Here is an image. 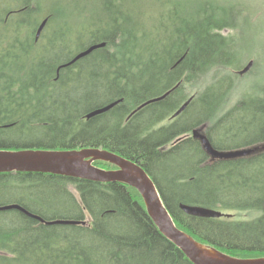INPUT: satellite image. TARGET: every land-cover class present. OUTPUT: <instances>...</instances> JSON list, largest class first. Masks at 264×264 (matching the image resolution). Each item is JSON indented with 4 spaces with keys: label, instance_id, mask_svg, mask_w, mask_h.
<instances>
[{
    "label": "trees",
    "instance_id": "1",
    "mask_svg": "<svg viewBox=\"0 0 264 264\" xmlns=\"http://www.w3.org/2000/svg\"><path fill=\"white\" fill-rule=\"evenodd\" d=\"M98 1L100 24L84 28L83 33L90 44L103 41L107 46L62 69L57 79V67L69 59L64 55L69 42L64 37L42 50L32 39L38 17L50 0H0V148L35 144L117 152L146 169L178 227L196 241L236 258L264 257V154L240 161L210 162L200 143L189 138L164 149L190 128L221 116L219 124L227 122L218 132L241 117V125H245L241 136L249 137L247 144L264 145V87L244 91L230 113L210 116L223 100L221 92L209 90L210 85L226 77L234 79L246 61L256 58L249 53L240 62L236 43L239 15L226 5L207 2L181 16L178 3L155 0L154 7L173 5L155 18V33H139L134 28L139 22L131 14L141 0ZM21 8H25L23 13L16 14ZM50 16V24L57 21L53 14ZM183 56V61L172 68ZM202 77L212 82L196 94L185 113L173 124L153 130L190 96L186 93L189 83ZM179 83L165 100L125 123L131 107L163 95ZM76 84L81 87L74 88ZM92 99H103L97 107L123 102L82 124L80 118L93 109L83 106L84 102ZM14 100L28 103L17 107ZM174 102L179 104L174 107ZM145 115L153 118L149 124L142 121ZM6 121L13 126L3 128ZM96 165L116 168L105 162ZM37 175L0 174V189L11 177L28 180ZM45 177L48 180L42 182L41 190L49 196L55 193L58 204L75 212L76 219L83 220L84 211H88L91 224L62 226L71 231L60 237L39 220L15 211L11 217L0 219V264H193L157 229L136 189L122 183ZM66 183L80 192L79 207ZM181 203L236 214L216 220L194 218L180 209ZM22 205L45 217L37 204L34 208L24 202ZM251 211L257 215L238 218Z\"/></svg>",
    "mask_w": 264,
    "mask_h": 264
},
{
    "label": "rangeland",
    "instance_id": "2",
    "mask_svg": "<svg viewBox=\"0 0 264 264\" xmlns=\"http://www.w3.org/2000/svg\"><path fill=\"white\" fill-rule=\"evenodd\" d=\"M154 1L155 0H141V5L131 14L134 15L139 22L134 26L137 32L141 33L146 30L147 32L151 31L155 33L156 30L154 26L157 23V20L155 22V18L158 19L161 13L166 14L175 2L179 5L178 8L181 16H186L190 10L193 11L197 6L207 2H211L214 5H226L228 8L235 11V15L236 12L237 15H239V19L237 20L239 28L236 31V43L237 49L241 53L240 62H243V59H245L249 53L254 54V56L259 59V66H256L246 76H239L237 72L234 79L226 77L217 84H211V79L207 77H202L200 80L193 83L191 82L187 86V95L203 92L208 85L211 84L209 90L214 88V92H221L226 107L230 109L239 102L243 93H245L244 91L248 90L251 92L252 89H255L257 86L260 88L264 87V0H259L258 2H255V0H159L162 3L169 1L173 2L170 6L166 5L163 7L159 4L155 7L152 6ZM234 4L235 7H233ZM47 6L49 9L60 14V18L54 25L53 30H51L53 39L61 38L60 36L62 33L67 34L66 39L67 42L70 43V53L79 51L83 49L85 45L91 43L90 40H87V36L83 33V30L91 25L100 24L97 23V18L102 15V11L98 0H50ZM144 27L145 29L142 31ZM143 47L144 45H142V48ZM237 71H239V69ZM80 87L79 84L74 86V88L77 89ZM217 88L218 90H216ZM82 92H84V90ZM100 103H103V99L86 100L83 106L87 108H96ZM177 104L179 103L174 102L173 106L176 107ZM152 119L153 118H148V116L146 117L145 115L142 121L144 124H149ZM236 119L237 123L228 124L220 131L224 136H221L220 132L218 138L216 133L213 134L214 140L225 149H233L249 141L248 136H241L242 128L245 126L241 125L243 118L237 117ZM244 121L248 123L247 118H245ZM250 136L255 137L254 134ZM253 145H256V143ZM25 179L23 177H11L7 179L9 181L8 184L0 189V206L26 200L29 204H37L36 206L43 210L45 217L49 221L75 218V212L64 210L62 206L58 204V198L55 193H50L49 196V193H44L41 190L42 187H34L37 186L36 183H33L34 180L29 182ZM69 189L74 191L72 185H69ZM43 202H50V204L41 208L40 205ZM217 210L236 214L235 212H229L224 209ZM14 213L15 211L8 212V214L0 213V219H3L5 216L11 217ZM256 215V213H243L239 215L238 218H253ZM86 220H91L88 214H86ZM0 226H2V224H0ZM47 227L50 232L60 234V237H63L64 234L71 231L70 228L62 226Z\"/></svg>",
    "mask_w": 264,
    "mask_h": 264
},
{
    "label": "water",
    "instance_id": "3",
    "mask_svg": "<svg viewBox=\"0 0 264 264\" xmlns=\"http://www.w3.org/2000/svg\"><path fill=\"white\" fill-rule=\"evenodd\" d=\"M47 25L45 21L38 32L41 35ZM103 45L94 46L84 52L76 60L93 52ZM75 60V61H76ZM253 66L250 63L242 74L247 73ZM173 91V90H172ZM150 100L148 104H154L165 100L171 92ZM192 99L187 101L173 116H180L191 104ZM115 103L99 109L89 117H95L110 111ZM204 129L195 130L193 138L201 142L203 150L211 157L212 161L217 160H236L240 157L253 155L258 151L257 148L242 149L235 151L222 152L213 147L210 140L203 134ZM264 146V145H262ZM260 147V146H259ZM96 161H105L118 167V170H105L94 165ZM48 173L51 175L88 180L99 183H122L136 189L143 197L147 213L152 221L159 228L161 233L175 244L193 264H264V257L256 259H241L230 256L222 251L205 246L196 241L191 235L179 230L174 223L173 217L161 198L160 192L150 178V176L133 161L127 158L102 149H82L66 151H33L25 150L20 152L0 151V173ZM16 209L23 212L26 216L39 220L42 223L54 224H80L74 221H52L47 222L41 217L27 211L18 205L0 207L2 210ZM181 209L189 215L201 218H231L233 215L223 212L193 205H181ZM83 224H86L84 222Z\"/></svg>",
    "mask_w": 264,
    "mask_h": 264
},
{
    "label": "bare ground",
    "instance_id": "4",
    "mask_svg": "<svg viewBox=\"0 0 264 264\" xmlns=\"http://www.w3.org/2000/svg\"><path fill=\"white\" fill-rule=\"evenodd\" d=\"M49 5V4H48ZM25 8H21V9H18L17 11H16V14H21V13H23V10H24ZM51 14H53L56 18H57V21H58V19L60 18V14L59 13H56L54 10H52V9H49L48 8V6L47 5H45L44 6V11L42 12V14H40L39 15V17H38V22H37V27H36V29H35V35L33 36V40H34V42L37 44V46L38 47H40L42 50H45V49H47V47L48 46H50L51 45V43L52 42H58V41H60V39H62V38H66V36H67V34H65V33H62L61 34V38H57V39H53L52 38V36H53V34H51V30H53V28H54V25L56 24V22L57 21H55L53 24H50L51 23ZM45 21H47V25L45 26V28L43 29V31H42V33H41V35H38V32H39V29H40V27H41V25L45 22ZM99 21H97V23H98ZM43 36V37H42ZM69 45L67 46L68 47V50H66V51H64V55H66L67 57L69 56V59H68V61H66V62H64V63H62V64H60L58 67H57V72H56V75H57V79L60 77V73H61V70L62 69H67V68H69V67H73V66H75V65H77L78 63H80V61L81 60H83L84 58H86V57H88V56H90V55H92V54H94L95 53V51H97V50H100V49H103V48H105L106 46H107V43L106 42H98V43H96V44H87V45H85L84 47H83V49H81V50H79V51H76V52H73V53H70L69 52V47H70V43H68ZM77 44V43H76ZM104 44V46L103 47H100V48H97V49H95L93 52H91V53H89V54H87L86 56H84V57H82V58H80V59H78V60H76V58L78 57V56H80L81 54H83L84 52H87L88 50H90V48H92V47H94V46H99V45H103ZM58 47H61L62 49H63V45L62 44H59V46ZM60 48V49H61ZM59 50V49H58ZM61 52V51H60ZM185 58V56H183L182 58H180L175 64H174V66L172 67V68H175L176 66H178V64H180L182 61H183V59ZM257 59V60H256ZM76 60V61H75ZM256 60V61H255ZM250 63H253V66H252V68L247 72V73H244V74H242V71H244V69L250 64ZM259 59L256 57L254 60H249V61H246L245 63H244V65L241 67V69H239V71H237L238 72V74H239V76H246L248 73H250L256 66H259ZM258 69V68H257ZM179 86H180V83L177 85V86H175L174 88H172V89H170V90H168L166 93H164L163 95H165V94H167L168 92H170V91H172L171 92V94L177 89V88H179ZM18 87V86H17ZM171 94H169V96L171 95ZM163 95H160V96H156V97H151V98H147L146 100H144V101H141L140 103H138L136 106H133V107H131L132 109H131V111H130V113H129V115H127L126 116V120H125V123H128L131 119H132V117L133 116H135V115H137L138 113H140V112H143L144 110H147L151 105H153V104H148V105H146L150 100H153V99H156V98H158V97H161V96H163ZM168 96V97H169ZM195 97H196V94H192V95H190L187 99H185V100H182V101H184V102H182V104H180V106L179 107H182L187 101H189L190 99H192V102H193V100L195 99ZM14 101H22V100H14ZM123 102V100L121 99V100H116V101H114V102H112V103H108V104H105V105H102V106H99V107H96V108H93L92 110H90V111H88V112H86V113H84L83 114V116L80 118V122L82 123V124H86V123H88L90 120H92V119H94L95 117H98V116H101V115H103V114H106V113H108V112H110V111H112L116 106H118V105H120L121 103ZM191 102V103H192ZM113 103H115V106L110 110V111H108V112H105V113H103V114H100V115H97V116H95V117H89V114H91V113H93V112H95V111H97V110H99V109H103V108H105V107H107V106H109L110 104H113ZM155 104V103H154ZM191 105V104H190ZM189 105V106H190ZM17 107L18 106H21L22 107V105H16ZM177 108L176 109V111H173L172 113H171V115H170V118H168L167 120H165V121H159V123H157V125L154 127V129L153 130H157V129H159V128H161V127H163V126H168V125H171V124H173L175 121H177V119L182 115V114H184L185 113V111L188 109H186L180 116H177V117H174L173 118V116L175 115V113L180 109V108ZM233 108H234V106H233ZM233 108L231 107L230 109H228V107H226V105H225V103H224V100H221L217 105H216V107H215V110L210 114V116L212 117V118H214V115H215V113H217V114H228V113H230L232 110H233ZM221 116V115H220ZM222 117V116H221ZM221 117H218L217 119H215L214 121L213 120H209V121H206L205 123H202V124H200V125H196V126H194V127H192V128H190V131L188 132V133H186V134H184L183 136H181V137H179V138H177L175 141H173L172 143H169L168 145H166L165 147H164V149L166 148L167 149V147L169 148V145H173V144H177L178 142L180 143V142H182L183 140H185V139H187V138H189V139H192V140H195V141H198L199 143H200V145H201V142L199 141V140H197V139H194L193 138V133H194V131L195 130H199V129H204V135H206L207 136V138L210 140V142H211V144L213 145V147L215 148V149H217V150H219V151H222V152H227V151H235V150H242V149H245V150H248V149H252V148H257L258 149V151L257 152H255L253 155H250V156H245V157H240V158H238V159H236V160H219V161H227V162H230V161H240V160H243V159H247V158H251V157H253V156H258V155H261V154H264V146H262L261 144L260 145H252V144H247V143H245V144H243L242 146H238V147H235V148H233V149H231V148H229V149H225V148H223L221 145H219V143H217V141H215L214 140V137H213V134H217L218 136H217V138L219 137V132H218V130H219V128L222 126V125H224V123H226L227 122V120H225V121H223L221 124H219L220 123V119H221ZM18 125H20V126H22V124H20V121H19V123H18ZM81 125V124H80ZM6 126V125H5ZM11 126H13L12 124L11 125H9V126H6V127H3V128H9V127H11ZM211 128H212V130H211ZM211 130V131H210ZM210 133H211V135H210ZM188 135V136H187ZM218 144V145H217ZM251 145V146H250ZM248 146H250V147H248ZM260 146V147H259ZM39 147V149H25V150H33V151H66V150H61L60 148H53V147H47V146H38ZM218 147V148H217ZM201 148H202V145H201ZM7 148H0V151H10V152H20V151H25V150H17V151H13V150H6ZM83 149H95V148H83ZM97 149H102V148H97ZM80 150H82V149H80ZM102 150H107V151H110V152H112V153H115V154H118V155H121V154H119V153H117V152H114V151H111V150H109V149H102ZM202 150H203V148H202ZM204 151V150H203ZM204 153L206 154V156L209 158V161L211 162L212 161V159H211V157L204 151ZM122 156V155H121ZM124 157V156H123ZM129 161H133L132 159H128ZM218 161V160H217ZM100 162H105V161H100ZM134 163H136L137 165H139V167H141L149 176H150V174L146 171V169L141 165V164H139V163H137V162H135V161H133ZM105 163H108V162H105ZM109 164H111V163H109ZM98 168H100V167H98ZM101 169H104V168H101ZM105 170H108V169H105ZM13 173H18V172H13ZM0 174H10V173H0ZM25 174H38L36 177H33V178H30V177H28V180L27 181H29V182H31L32 180H34L33 181V183H36L37 184V186H34V187H42L43 185H42V182H44V181H46V180H48L47 179V177H45V176H47V175H51V174H48V173H25ZM55 176V175H54ZM61 177H63V176H61ZM150 178L154 181V179L150 176ZM88 181V180H87ZM6 184H8V180H6ZM90 182H93V181H90ZM95 183H99V182H95ZM114 183V182H113ZM154 183H155V181H154ZM67 184V187H66V189H67V191L70 193L72 190H70L69 189V185H72L73 186V189H74V185L73 184H70V183H66ZM105 184V183H104ZM125 185V184H124ZM133 188V187H132ZM159 190V189H158ZM159 192H160V190H159ZM141 195V194H140ZM160 195H161V192H160ZM81 195H80V192L77 190V189H74V192H73V198H74V200H75V205L76 206H78L79 207V205H81L82 204V202H81ZM141 197H142V195H141ZM161 198H162V195H161ZM142 199H143V197H142ZM162 200H163V198H162ZM143 201H144V199H143ZM164 201V200H163ZM22 202H24V203H26V204H28L30 207H32V208H34V204H29V202L28 201H22ZM22 202H17V203H13V204H7V205H1L0 207H6V206H10V205H18V206H21L22 208H24V209H26L27 211H29V212H31V213H33L32 211H30L28 208H26L24 205H22ZM145 203V202H144ZM183 203H181L180 205H179V207H180V209H181V205H182ZM185 205H193V206H201V207H206V206H203V205H199V204H185ZM206 208H208V207H206ZM212 209V208H211ZM37 210H42V209H39L38 208V206H37ZM182 210V209H181ZM214 210H217V209H214ZM11 211H19V210H16V209H12V210H2V211H0V213H3V214H8V212H11ZM183 211V210H182ZM217 211H219V210H217ZM19 212H21V211H19ZM187 216H189V217H194V218H199V217H195V216H192V215H189L188 213H186L185 211H183ZM220 212H222V211H220ZM253 211H251L250 213H252ZM23 213V212H22ZM223 213H225V212H223ZM24 214V213H23ZM34 214V213H33ZM86 214H88L90 217H91V215L89 214V212L88 211H84V219L83 220H79V219H76V217L75 218H73V219H62V220H53V221H74V222H80V224H77V225H75V224H72V225H65V224H54V225H49V224H45V223H42L41 222V224H43V225H45V226H68V227H83V226H87V225H89V224H91V222H92V220L93 219H91L90 221H88V220H86ZM226 214V213H225ZM35 215H37V213L35 214ZM37 216H39V217H41L42 219H44L45 221H47V222H52V221H49L47 218H45V217H43V216H41L40 214H38ZM224 218V217H223ZM226 218V217H225ZM200 219H212V220H216V219H219V218H201L200 217ZM222 219V218H221ZM173 220H174V218H173ZM84 222H86V224H83ZM174 223H175V225L177 226V228L179 229V230H181V231H183L181 228H179L178 227V225L176 224V221L174 220ZM156 225V224H155ZM157 227V226H156ZM157 229L159 230V228L157 227ZM160 231V230H159ZM161 232V231H160ZM183 232H185V231H183ZM185 233H187V232H185ZM188 234V233H187ZM169 240V239H168ZM170 241V240H169Z\"/></svg>",
    "mask_w": 264,
    "mask_h": 264
},
{
    "label": "flooded vegetation",
    "instance_id": "5",
    "mask_svg": "<svg viewBox=\"0 0 264 264\" xmlns=\"http://www.w3.org/2000/svg\"><path fill=\"white\" fill-rule=\"evenodd\" d=\"M12 103H13V105H27V103H28V101H25V100H22V101H12ZM35 103V102H34ZM179 108H181V107H179ZM15 122H16V120H14ZM14 122V123H15ZM9 122H5L4 123V125H2V127H6V126H9V125H11V124H8ZM16 123H19V121H17ZM15 123V124H16ZM6 125V126H5ZM17 126H20V125H18L17 124ZM188 136V135H187ZM248 147H250V146H248ZM3 148H7L6 150H13V151H17V150H25V149H39V147L37 146V145H35V144H28V145H14V146H10V147H3ZM56 148V147H55ZM57 148H60V147H57ZM83 148H86V147H80V148H71V149H65V148H60L61 150H80V149H83ZM97 162H100V161H96L95 163H94V165L96 166V167H98L97 165H96V163ZM111 165H113V164H111ZM113 166H115V165H113ZM116 167V166H115ZM108 170H118V167H116V168H114V169H108ZM74 189H75V186H74ZM73 192L74 191H71L70 193L73 195Z\"/></svg>",
    "mask_w": 264,
    "mask_h": 264
}]
</instances>
